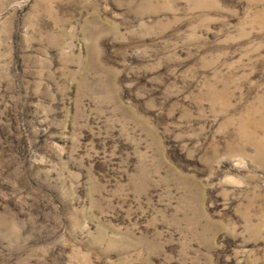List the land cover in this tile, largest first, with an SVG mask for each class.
I'll return each mask as SVG.
<instances>
[{
	"label": "rangeland",
	"instance_id": "1",
	"mask_svg": "<svg viewBox=\"0 0 264 264\" xmlns=\"http://www.w3.org/2000/svg\"><path fill=\"white\" fill-rule=\"evenodd\" d=\"M0 264H264V0H0Z\"/></svg>",
	"mask_w": 264,
	"mask_h": 264
}]
</instances>
